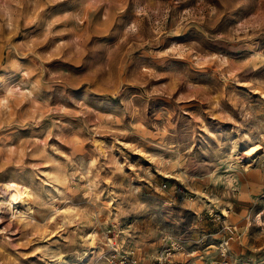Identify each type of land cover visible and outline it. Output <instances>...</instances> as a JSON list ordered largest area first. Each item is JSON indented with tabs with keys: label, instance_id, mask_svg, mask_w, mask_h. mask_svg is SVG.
<instances>
[{
	"label": "rangeland",
	"instance_id": "1",
	"mask_svg": "<svg viewBox=\"0 0 264 264\" xmlns=\"http://www.w3.org/2000/svg\"><path fill=\"white\" fill-rule=\"evenodd\" d=\"M228 237L264 264V0H0V264Z\"/></svg>",
	"mask_w": 264,
	"mask_h": 264
},
{
	"label": "built area",
	"instance_id": "2",
	"mask_svg": "<svg viewBox=\"0 0 264 264\" xmlns=\"http://www.w3.org/2000/svg\"><path fill=\"white\" fill-rule=\"evenodd\" d=\"M232 240V237L224 239L219 246V256L220 260L216 264H226V251L229 246V242ZM179 246H171L164 248L159 255H157L150 264H164L165 261H169L170 257L176 250H181ZM119 264H138V261L133 256H125L119 260Z\"/></svg>",
	"mask_w": 264,
	"mask_h": 264
},
{
	"label": "bare ground",
	"instance_id": "3",
	"mask_svg": "<svg viewBox=\"0 0 264 264\" xmlns=\"http://www.w3.org/2000/svg\"><path fill=\"white\" fill-rule=\"evenodd\" d=\"M18 204H23L22 195H20V194L15 195L8 203V205L10 207H12L13 205H18ZM92 244H93V242H92Z\"/></svg>",
	"mask_w": 264,
	"mask_h": 264
},
{
	"label": "snow or ice",
	"instance_id": "4",
	"mask_svg": "<svg viewBox=\"0 0 264 264\" xmlns=\"http://www.w3.org/2000/svg\"><path fill=\"white\" fill-rule=\"evenodd\" d=\"M13 187H14V185H13Z\"/></svg>",
	"mask_w": 264,
	"mask_h": 264
}]
</instances>
